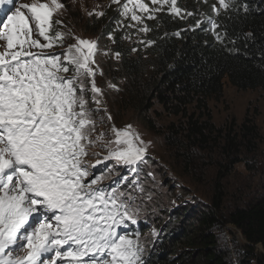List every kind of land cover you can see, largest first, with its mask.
Masks as SVG:
<instances>
[{"label":"trees","instance_id":"1","mask_svg":"<svg viewBox=\"0 0 264 264\" xmlns=\"http://www.w3.org/2000/svg\"><path fill=\"white\" fill-rule=\"evenodd\" d=\"M198 3L194 17L182 19L168 10L157 13L156 19L146 21L150 30L139 43L125 38V29L117 23L121 15L116 6H107L103 15L93 14L83 22L85 32L97 35L98 48L109 50L102 79L105 92L115 96L113 111L138 117L161 141L171 169L208 202L203 205L191 195L167 210L163 188L156 193L153 176L149 178L148 168L155 163L146 158L108 188L140 191L144 198V221H125L117 231L132 239L140 233L143 264H264V180L252 195L246 188H237L238 200L231 205L226 202L230 193L225 180L236 165L249 172L260 171L263 139L255 114L247 112L240 123L232 118L217 125L208 105L210 99L221 97L224 79L239 90L264 92V0H234L219 16L211 8L213 4L219 7L218 0ZM206 17L216 19L220 26L215 32L222 40L210 30ZM56 21L52 19L50 36L65 33ZM116 52L119 59L113 55ZM163 114L169 119L164 121ZM104 163V170H97L91 178L120 176L115 160ZM261 174L263 178L264 170ZM227 224L245 239L235 251L224 241L222 230Z\"/></svg>","mask_w":264,"mask_h":264},{"label":"snow or ice","instance_id":"2","mask_svg":"<svg viewBox=\"0 0 264 264\" xmlns=\"http://www.w3.org/2000/svg\"><path fill=\"white\" fill-rule=\"evenodd\" d=\"M150 2L156 7L144 0H112L122 17L130 14L131 21L143 25L140 32L150 29L137 11L149 20L165 5L169 14L182 19L194 15L178 7V0ZM233 2L218 0L212 11L219 16ZM51 4L0 0V264H143L140 233L132 239L117 231L126 220L136 223L131 194L105 189L103 175L89 178L91 169L109 160L136 165L147 146L130 124L122 129L112 125V140L105 142L104 133L92 139L93 113L101 111L98 96L103 91L95 80L98 72L103 75L94 59L96 41L74 37L76 43L59 55L30 50L63 41L65 33L48 34L53 14L63 7L57 0ZM206 19L222 40L215 32L220 26L216 19ZM33 30L48 43L33 39ZM114 55L119 59V52ZM87 91L98 105L95 110L88 107ZM107 118L111 120L110 114ZM98 143L108 154L89 164L87 148Z\"/></svg>","mask_w":264,"mask_h":264},{"label":"rangeland","instance_id":"3","mask_svg":"<svg viewBox=\"0 0 264 264\" xmlns=\"http://www.w3.org/2000/svg\"><path fill=\"white\" fill-rule=\"evenodd\" d=\"M203 0H194V3H191L186 0H178L177 6L181 9H184L187 12H193L194 17L198 11H194L197 9L199 3ZM33 0H18V3H32ZM40 2L48 3L50 7H53L51 4V0H40ZM59 4H62L63 7L58 9L51 18H55L58 21H61V25H63V29L65 30V38L62 44H58L56 46L53 44V47L50 49H36L32 48L31 51H55L57 54H60L68 45L76 43L74 37H80L81 39L87 40H94L97 42L99 41L96 34H90L85 32L83 29V22L86 18L90 17L89 13H101L104 8L107 6H116L118 5L112 3V0H57ZM124 0H121V4ZM145 3L149 4V7H156L151 5L150 0H144ZM131 7V5H129ZM168 6H164V10H167ZM163 10V11H164ZM120 13V12H119ZM160 13V12H159ZM92 14V15H93ZM157 14V13H156ZM137 15H141L144 18V24L146 21L149 20L146 18L145 13H140L137 11ZM98 16V15H96ZM119 26L125 29L127 37L131 42L139 43L144 40L146 32H140L139 28L143 25L138 24L135 21H131L130 14L128 17H122L119 20ZM130 24H136V27H129ZM70 33V35H69ZM32 38L38 39L41 44L48 43L45 41L43 37H40L35 30L32 32ZM101 39V38H100ZM100 42V41H99ZM102 47L103 46V42ZM110 44V42H109ZM3 42H0V51H3ZM107 53V54H105ZM109 54V50L104 48H98L94 59L99 66V69L102 71L106 69V62L108 61L107 55ZM114 55V54H113ZM115 56V55H114ZM95 67V66H94ZM70 74V73H69ZM103 75H100L99 72L97 73L95 80L98 87H100L102 91V95L98 96L100 101L99 108L101 111L98 113L94 111L93 118L96 120L95 124V131L92 132L91 136L92 139L100 134L104 133V141L114 139L110 129L112 125H115L117 129H122L125 125H132V128L140 134L141 139L145 142L147 146V153L144 159L148 158L153 159L154 168L149 167L148 173L150 174L149 178L153 176L154 182L151 181V185H155L157 189L156 193L163 188L165 192V202H163L167 206V210L173 207H177L178 204L184 202L185 198H190L191 195L196 199H200V202L204 204H208L205 198L195 195L193 193V189L184 184L182 178L176 174L169 165V159L166 158L163 148L161 145V141L153 135L150 131H148L142 124L141 120L138 117L133 116L130 112L128 113H117L114 112L112 109L113 100H115V96L112 92H105V84L103 83ZM108 83H112V81H107ZM92 93L91 91H87L85 93V98L89 101L88 107L95 110L98 105L93 103L91 100ZM208 105L211 109L213 120L217 125H222L226 120H230L234 118L237 123H240L245 114L248 112L249 115L255 114V122L260 130L262 135V143H261V156L259 159L258 167L260 171L257 173L246 171L243 165H236L235 172L225 180V185L227 186V190L229 191L230 195L227 199V204H234L238 200V194L236 193L237 188L241 191L246 188L248 191H251L252 195L256 190V186L261 180H264V177L261 178V171L264 170V92L260 89L255 90H239L233 87L231 84L228 83L226 79L223 80V92L221 97L218 100L210 99L208 101ZM106 110V112H105ZM107 114H110L111 120L107 118ZM165 116V118H164ZM103 117V119H101ZM164 121L169 119V116L166 114L161 116ZM89 153L88 156L85 157L86 161L89 164H95L96 160L102 159L103 156L107 155V149L102 147L99 143L96 145H92L87 148ZM93 153H98L99 155H93ZM143 159V160H144ZM142 160V161H143ZM137 164H141V162ZM106 163H101L97 165L95 168L91 169L93 172V176L96 174L97 170L102 171ZM111 164H114V159L111 160ZM118 168H121V174L119 177H113L112 179H105L103 178L101 181V185L104 188H109L111 183H118L119 179H122L124 175L129 172V166L118 165ZM133 167V166H131ZM155 169L157 172H155ZM100 176V175H98ZM134 176V172L130 176L132 178ZM91 179V177L89 178ZM114 183V184H116ZM148 184V181L146 182ZM110 191V189H108ZM124 193H129L132 196V200L129 203L133 207V211H137V215L135 216L136 222L142 218L143 215V206H144V198L141 197V192L137 191V193H132L131 191L120 190ZM194 199V198H193ZM127 221V220H126ZM146 221V220H145ZM131 222V221H129ZM132 223V222H131ZM224 235V241L228 244L229 248L232 251H235L236 246L242 247L245 244V239L241 235L240 231L233 225L227 224L224 229L222 230ZM258 250H260L259 246H256Z\"/></svg>","mask_w":264,"mask_h":264},{"label":"bare ground","instance_id":"4","mask_svg":"<svg viewBox=\"0 0 264 264\" xmlns=\"http://www.w3.org/2000/svg\"><path fill=\"white\" fill-rule=\"evenodd\" d=\"M116 67V66H115Z\"/></svg>","mask_w":264,"mask_h":264}]
</instances>
